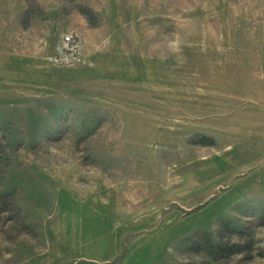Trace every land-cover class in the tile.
Returning a JSON list of instances; mask_svg holds the SVG:
<instances>
[{
  "label": "rangeland",
  "instance_id": "1",
  "mask_svg": "<svg viewBox=\"0 0 264 264\" xmlns=\"http://www.w3.org/2000/svg\"><path fill=\"white\" fill-rule=\"evenodd\" d=\"M198 234L264 264V0H0V264H199Z\"/></svg>",
  "mask_w": 264,
  "mask_h": 264
},
{
  "label": "trees",
  "instance_id": "2",
  "mask_svg": "<svg viewBox=\"0 0 264 264\" xmlns=\"http://www.w3.org/2000/svg\"><path fill=\"white\" fill-rule=\"evenodd\" d=\"M207 144H212L214 141H212L209 137H204ZM7 196H5V199ZM5 202V201H4ZM6 203V202H5ZM8 204V202L6 203ZM18 211L19 208H17ZM203 234H198L197 237L199 238V242L197 244V248L193 249L197 254H205L208 258V260H204L199 264H215L214 262L229 258L236 254H243L246 252L245 248L240 243H233L232 241H223V239L219 243L212 242L209 237L202 236ZM212 262V263H211Z\"/></svg>",
  "mask_w": 264,
  "mask_h": 264
}]
</instances>
